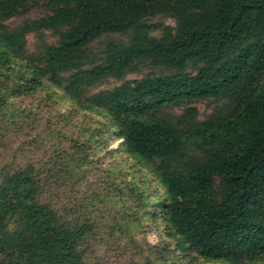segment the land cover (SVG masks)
<instances>
[{
    "label": "trees",
    "instance_id": "obj_1",
    "mask_svg": "<svg viewBox=\"0 0 264 264\" xmlns=\"http://www.w3.org/2000/svg\"><path fill=\"white\" fill-rule=\"evenodd\" d=\"M36 8L41 26L64 30L29 53L32 24L6 22ZM161 14L176 25L151 21ZM104 32L127 33L129 43L86 67L87 46ZM145 68L161 73L126 79ZM110 79L122 82L99 89ZM44 87L108 118V137L145 162L130 191L155 190L143 216L166 239L132 264H264V0H0V127L21 121L13 97ZM202 102L224 106L199 120ZM198 137L186 164L184 141ZM73 156L52 177L80 180L86 158ZM42 173L32 163L0 169V264H97L95 225L53 205ZM133 223L120 222L125 250Z\"/></svg>",
    "mask_w": 264,
    "mask_h": 264
},
{
    "label": "rangeland",
    "instance_id": "obj_2",
    "mask_svg": "<svg viewBox=\"0 0 264 264\" xmlns=\"http://www.w3.org/2000/svg\"><path fill=\"white\" fill-rule=\"evenodd\" d=\"M43 14L41 8H36L26 15L14 17L6 22L12 27L24 21L32 24L34 29L27 36L29 53L44 52L48 46L57 43L60 32L64 30V27L54 30L41 26L40 18ZM151 21L176 25L174 18L164 14L152 17ZM161 34L159 30L153 33L155 36ZM129 40L130 35L127 33H102L85 50L86 67L99 62L109 46L124 48ZM151 72L161 73V70L145 68L129 74L126 79H138ZM121 82L110 79L99 89L112 88ZM11 101L21 106V121L15 127H0V169L8 164L36 165L43 172L42 175L47 177V198L53 205L63 210L67 208L69 211L74 208V212L82 219H86L87 214L88 220L95 225L94 249H91L90 256L97 264H132V259L140 251L146 254L156 253L154 250L160 248L159 244L166 236L162 237L158 225L153 228L151 221L143 216V203L155 197V190L145 193L139 189L130 191L132 183L139 180L147 167L142 159L124 152L117 137H108V118L80 110L73 101L64 98L54 87H44L33 94L22 95L19 99L13 97ZM223 106V103L218 102L197 103V119L204 120L210 114L221 111ZM177 112L180 110H176ZM98 126L105 131L101 139L92 133ZM90 134L95 136L93 144L89 140ZM201 142L199 137L184 141V145L189 149V157L184 158L186 164L190 163L189 158L197 155L196 150L201 148ZM73 154L76 159L86 158L80 169L83 174L80 180L69 181L59 175L52 177V171L56 166L61 167L63 158L66 157L69 161ZM114 181L116 185L113 187ZM88 203H92L89 209ZM133 220H139L140 226L134 224ZM130 221L136 226H133L131 233L130 249L125 250L124 244L129 238L122 235L119 227L120 222ZM192 260L185 259L182 264H190ZM193 262L200 264L202 259H194Z\"/></svg>",
    "mask_w": 264,
    "mask_h": 264
}]
</instances>
